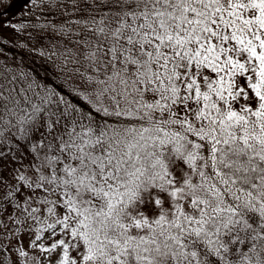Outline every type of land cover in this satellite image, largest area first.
Masks as SVG:
<instances>
[{"label": "snow or ice", "instance_id": "obj_1", "mask_svg": "<svg viewBox=\"0 0 264 264\" xmlns=\"http://www.w3.org/2000/svg\"><path fill=\"white\" fill-rule=\"evenodd\" d=\"M14 4L0 264H264V0Z\"/></svg>", "mask_w": 264, "mask_h": 264}, {"label": "trees", "instance_id": "obj_2", "mask_svg": "<svg viewBox=\"0 0 264 264\" xmlns=\"http://www.w3.org/2000/svg\"><path fill=\"white\" fill-rule=\"evenodd\" d=\"M23 0H15V4L13 7L8 9L7 12V18L15 22L17 19H19V16L17 15L18 13H21V4ZM6 7V5H4ZM5 17L0 15V34H2L4 37H7L9 40H12L13 34L12 32L8 29L3 27V21Z\"/></svg>", "mask_w": 264, "mask_h": 264}]
</instances>
